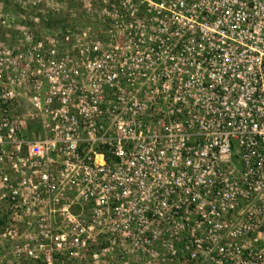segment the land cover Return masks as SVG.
<instances>
[{
	"label": "built area",
	"instance_id": "obj_1",
	"mask_svg": "<svg viewBox=\"0 0 264 264\" xmlns=\"http://www.w3.org/2000/svg\"><path fill=\"white\" fill-rule=\"evenodd\" d=\"M84 5L42 134L0 79V264H264V0Z\"/></svg>",
	"mask_w": 264,
	"mask_h": 264
},
{
	"label": "rangeland",
	"instance_id": "obj_2",
	"mask_svg": "<svg viewBox=\"0 0 264 264\" xmlns=\"http://www.w3.org/2000/svg\"><path fill=\"white\" fill-rule=\"evenodd\" d=\"M99 10L92 7L89 12L84 0H0V79L21 80V87H14L19 103L16 113L25 116L27 131L42 134L32 120L34 111L24 91L29 94L36 80L47 89L45 72L52 65L46 61L53 49L51 63H83L79 51L94 41L93 31L105 29ZM85 32L90 34L85 36ZM7 264L19 263L10 260Z\"/></svg>",
	"mask_w": 264,
	"mask_h": 264
}]
</instances>
